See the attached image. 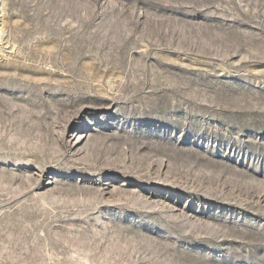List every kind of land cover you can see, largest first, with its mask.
Masks as SVG:
<instances>
[{
  "label": "rangeland",
  "instance_id": "374dc122",
  "mask_svg": "<svg viewBox=\"0 0 264 264\" xmlns=\"http://www.w3.org/2000/svg\"><path fill=\"white\" fill-rule=\"evenodd\" d=\"M0 264H264V0H0Z\"/></svg>",
  "mask_w": 264,
  "mask_h": 264
}]
</instances>
